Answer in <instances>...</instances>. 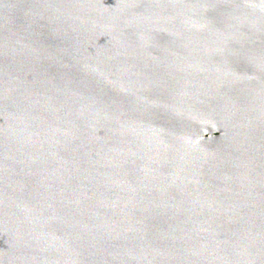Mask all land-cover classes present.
I'll return each instance as SVG.
<instances>
[{"label":"water","instance_id":"95a60500","mask_svg":"<svg viewBox=\"0 0 264 264\" xmlns=\"http://www.w3.org/2000/svg\"><path fill=\"white\" fill-rule=\"evenodd\" d=\"M0 264H264V0H0Z\"/></svg>","mask_w":264,"mask_h":264}]
</instances>
